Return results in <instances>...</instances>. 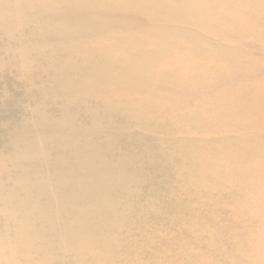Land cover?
<instances>
[{
    "label": "bare ground",
    "instance_id": "obj_1",
    "mask_svg": "<svg viewBox=\"0 0 264 264\" xmlns=\"http://www.w3.org/2000/svg\"><path fill=\"white\" fill-rule=\"evenodd\" d=\"M212 4L0 0L1 99L7 105L18 101L22 109L20 117H0V264H143L141 253L152 241L139 245L136 238L144 233L138 229L142 203L155 197L144 192L155 182L150 171L193 183L192 176L206 173L207 161L199 158L210 151L226 155L207 163V177L242 176L246 168L264 172L263 144L231 140L229 133H243L239 122L222 123L228 136L221 140L194 139L193 132L203 131L193 128L201 113L177 114L174 105H160L152 96L157 87L174 91L180 85L189 92L192 81L218 69L181 65L198 56L214 58V44L216 49L203 47L194 57L187 50L185 60L173 61L178 44L199 42L205 23L223 16L213 14ZM139 21L137 30L129 29ZM13 77L33 95L11 98ZM191 115L192 123L183 120ZM262 125L255 120L246 130ZM254 179L253 191L264 199V179ZM239 191L246 193L243 186ZM248 200L264 211V204ZM240 213L248 226L262 225L264 247V218L254 220L245 207ZM229 242L228 249L201 258L208 264H264V250L250 244L249 230L244 236L232 230ZM157 259L159 254L149 264H159Z\"/></svg>",
    "mask_w": 264,
    "mask_h": 264
},
{
    "label": "rangeland",
    "instance_id": "obj_2",
    "mask_svg": "<svg viewBox=\"0 0 264 264\" xmlns=\"http://www.w3.org/2000/svg\"><path fill=\"white\" fill-rule=\"evenodd\" d=\"M211 4L210 8L215 10L213 14L219 15L222 12L223 16L217 20V23H205V35L199 42L189 40L190 42H184L181 46L175 45L176 53L173 61L185 60V56L189 55L186 54L187 50L192 51L190 55L194 57L193 54L200 53L203 47H212L210 44H214L217 46V55L214 58L205 60L198 56L199 59L197 57H194L195 60L187 59L181 65L204 64L218 69L204 73L201 76L202 80L192 81V85L195 86H191L189 92L181 89L180 85L174 86V91L168 87L163 89L157 87L152 90V96L160 105H174L177 114L183 111L191 114L201 113V117L196 120H200L201 123L195 121L193 128L203 131L193 132L194 139L203 138L209 143L221 140L224 136H228L222 128V123L234 121V123L239 122L238 130L243 131L242 135L229 133L235 144L241 145L246 140L254 139L264 145V125L253 127L255 129L251 126V129L246 130L255 120L264 123V0H211ZM128 25L129 29L137 30L142 22ZM212 48L216 49L214 46ZM203 80L213 82L207 85ZM10 83L15 84L11 98L33 95L34 89L18 85L21 83L14 77L11 78ZM3 86L4 81L0 82V99ZM2 99L0 117L8 112H14L20 117L22 109L18 101L7 105ZM183 120L188 122L192 120L191 123L194 121L192 115L183 116ZM210 125L215 129L212 132H208V129L204 131V128H209ZM225 155V152L216 155L207 151L199 159H205L207 161L205 166L211 171L207 163L219 160ZM245 160L248 163H255L254 157H247ZM208 169L202 177L192 176L193 183L189 178L186 180L177 174H169L168 179H165V174L150 171L153 173V175L151 173L152 177L156 176L155 182L152 185L150 183L149 187L147 185L149 189L145 187L144 192L146 195L152 192L156 199L153 197L150 205H147L146 200L143 201V213L140 215L142 219L138 229L144 233L136 238L139 245L152 241L151 247L141 253L143 264H149L156 254L161 258V261L157 259L159 264L171 262L172 264H208L201 256L210 255L219 248L228 249L232 230L236 229L242 236L249 230L250 244L264 250L263 246H259L258 237L262 225L251 222L248 226L244 221L248 218L240 213L245 207L254 220L264 218L262 209L247 205L250 204L248 197L254 198L258 204H264V199L253 191L255 182L251 181L259 177L264 179V172L255 174L249 170L250 168H246L241 174L243 177L230 172L207 177L206 175L210 173ZM167 180L170 181L174 193L167 189L168 186L165 185ZM242 186L245 194L239 191ZM137 225L134 226L133 233L134 231L137 233L138 229L135 228ZM67 261L68 264H72L69 259Z\"/></svg>",
    "mask_w": 264,
    "mask_h": 264
}]
</instances>
